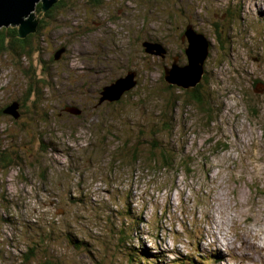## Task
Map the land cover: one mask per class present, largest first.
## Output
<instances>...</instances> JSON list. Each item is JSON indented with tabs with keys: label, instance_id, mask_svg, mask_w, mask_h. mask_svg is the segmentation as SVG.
I'll use <instances>...</instances> for the list:
<instances>
[{
	"label": "rangeland",
	"instance_id": "obj_1",
	"mask_svg": "<svg viewBox=\"0 0 264 264\" xmlns=\"http://www.w3.org/2000/svg\"><path fill=\"white\" fill-rule=\"evenodd\" d=\"M62 2L31 57L0 50V264H264V0ZM188 27L203 107L165 80Z\"/></svg>",
	"mask_w": 264,
	"mask_h": 264
},
{
	"label": "water",
	"instance_id": "obj_2",
	"mask_svg": "<svg viewBox=\"0 0 264 264\" xmlns=\"http://www.w3.org/2000/svg\"><path fill=\"white\" fill-rule=\"evenodd\" d=\"M58 2L59 0H0V30L4 27H18L20 38L25 39L35 33L39 26L40 20H37L36 16L38 5L41 4L43 12H46ZM192 30V27H188L186 34L189 40V47L186 51L189 63L184 66L176 64L173 69H165L166 82L171 86H178L186 90L195 89L201 84L205 76L204 65L209 56L206 38ZM160 46V44L156 43L144 44L146 52L150 55L163 54L165 51L159 48ZM155 50H158L159 53H156ZM61 57L62 54L60 53L57 59L59 60ZM136 76L135 72H130L128 76L106 87L102 92L101 102L109 101L112 103L122 100L124 95L137 85ZM260 86L263 94L264 83H260ZM18 109L19 105L15 104L7 109L5 114L12 115L18 119L20 117ZM71 112L77 116L81 114V111L76 107L71 108Z\"/></svg>",
	"mask_w": 264,
	"mask_h": 264
},
{
	"label": "trees",
	"instance_id": "obj_3",
	"mask_svg": "<svg viewBox=\"0 0 264 264\" xmlns=\"http://www.w3.org/2000/svg\"><path fill=\"white\" fill-rule=\"evenodd\" d=\"M63 0H60V2L54 6V11H58L60 10L62 7H64L63 5ZM97 1V0H96ZM42 10V5L40 4L38 6V11ZM50 15V14H49ZM42 23L43 21H40V26L39 28L41 29L37 34L35 35H30L28 36V38L22 39L20 38L19 35V28H4L0 31V50L1 51H5L6 54L10 55V54H14V56H16L17 58L20 57L21 58L25 57H31L30 52L34 51V46L35 45H40L37 42V36L39 37H44V34H42ZM37 48L39 49L40 47L37 46ZM172 89V87H171ZM202 89V85L199 86L194 92H192V96H190L189 101H193L195 104H197L198 106H202L205 105V101H204V96L202 95H198V92ZM32 93H34L33 95L36 96V98L38 99L39 97H41L40 92L39 91H35L33 92V90L31 92H28L27 95L31 96ZM203 107V106H202ZM4 111H0V114H3ZM158 134H154V137L156 138ZM167 153V151H165ZM167 154H171V153H167ZM162 155L164 156V159L166 161V163L170 164L172 161L174 162V160H172L170 157H168V155ZM5 155H3L0 152V160L4 159ZM170 159L172 161H170ZM122 234V232H121ZM31 250H28L27 253H23L21 257L22 259H20L19 261H21V264H30V262L35 259L34 256L36 253V250L34 248H30ZM148 256L146 255L144 260H145V264H148ZM136 258L133 259V261H135ZM42 263V261H41ZM43 264H45L43 262ZM47 264H53V263H47ZM186 264H196L195 261L193 260H188V262Z\"/></svg>",
	"mask_w": 264,
	"mask_h": 264
},
{
	"label": "bare ground",
	"instance_id": "obj_4",
	"mask_svg": "<svg viewBox=\"0 0 264 264\" xmlns=\"http://www.w3.org/2000/svg\"><path fill=\"white\" fill-rule=\"evenodd\" d=\"M213 219V218H212ZM229 241V240H228ZM227 244V243H226ZM229 245H230V243H229ZM228 247V246H227ZM248 249V248H247ZM263 250V249H262ZM251 256V255H250ZM244 262H245V260H244Z\"/></svg>",
	"mask_w": 264,
	"mask_h": 264
}]
</instances>
